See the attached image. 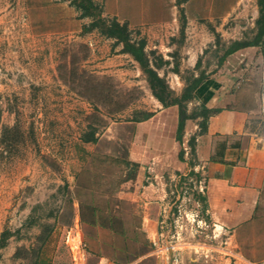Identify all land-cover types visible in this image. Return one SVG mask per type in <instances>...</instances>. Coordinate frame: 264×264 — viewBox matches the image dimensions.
<instances>
[{"label": "rangeland", "instance_id": "1", "mask_svg": "<svg viewBox=\"0 0 264 264\" xmlns=\"http://www.w3.org/2000/svg\"><path fill=\"white\" fill-rule=\"evenodd\" d=\"M93 2L97 8L82 7L86 0H0V258L34 264L40 255L74 264L76 249L90 252V263L103 255L157 264L156 254L137 259L148 239L150 252L163 250V264H171V254L175 264H224L228 257L264 264V188L253 220L232 239L214 230L202 201L206 179L189 174L192 137L202 131L199 102L188 104L193 117L177 141L178 106L164 107L124 43L92 24L115 19L133 41L145 39L151 65L176 95L197 76L219 82L227 107L245 110L248 132L264 137L261 49L242 48L221 63L233 41L254 38L258 0ZM161 111L137 136L133 119ZM92 137L97 141H86ZM126 159L140 163L137 175L152 167L159 174L152 182L165 186L172 214L163 240L143 229L145 209L132 179L124 181L133 173Z\"/></svg>", "mask_w": 264, "mask_h": 264}, {"label": "crops", "instance_id": "2", "mask_svg": "<svg viewBox=\"0 0 264 264\" xmlns=\"http://www.w3.org/2000/svg\"><path fill=\"white\" fill-rule=\"evenodd\" d=\"M217 83L218 86L210 85L198 91L209 107H218L221 110L211 115L207 129L196 135L194 170L196 174L203 175L206 179V209L204 210L210 225L214 226V230H219V233L232 239L239 227L253 220L261 198L264 188V137L248 132V113L239 108L227 107L225 101L228 96L219 92L221 84ZM163 112H158L151 118L139 122L137 136L143 132L142 124H149L163 116L165 114ZM174 113L172 119L177 130L178 114ZM165 123L168 124L167 120L163 121L162 127ZM220 141L225 142V156H219L218 160H215L213 155L217 154ZM151 168L150 175L146 176L140 171L137 178L130 183L134 185L137 200L145 209L143 229L148 238L157 241L168 237L170 232L168 221L172 213L169 212L168 220L164 224L165 228L161 229L164 211L169 210V203L165 199L164 184L161 181L152 182L154 174ZM154 176L157 178L159 174ZM144 180H151V182L144 184ZM160 251L157 249L154 253L150 252L137 259L142 261L156 254L157 264H163V256L160 255L163 250ZM71 253L74 264H120L103 255L96 256L97 258L90 263L88 260L91 258V253L88 251L72 249ZM4 261L6 259L2 256L0 264H4ZM126 264L134 263L131 260ZM224 264L238 263L234 262L232 257H228Z\"/></svg>", "mask_w": 264, "mask_h": 264}, {"label": "trees", "instance_id": "3", "mask_svg": "<svg viewBox=\"0 0 264 264\" xmlns=\"http://www.w3.org/2000/svg\"><path fill=\"white\" fill-rule=\"evenodd\" d=\"M88 4L82 3V7L85 9H88L90 7H96L93 0H86ZM259 4V17L256 21L257 24V32L252 40H235L231 43V45L227 48L224 55L221 58V63L225 60V58L248 46H258L261 49V52L264 56V0H258ZM93 25L102 24L105 26V29H103V32H105L108 36L116 38L118 41H121L124 43V48L126 52L131 53L134 58L141 64L143 70L147 74L148 81L150 83V87L153 90V94L157 99L163 104L164 107H169L172 105L178 106V125L176 130V139L179 142L183 141L184 133H185V127L186 122L188 119L193 117L190 113H188V104L192 102L193 100H197L199 102L197 107V116L202 117V121L199 123V125L202 127V131L204 132L207 129V123L211 115H213L216 112H219L221 108H211L207 105L206 100L202 99L200 95L198 94V91L201 89H205L210 85L218 86V83L215 82V80L208 78L207 76H197L194 77L193 81L186 85L184 90L180 95H176L171 88L169 87L166 80L160 76L157 69L154 68V66L151 65L150 59H148L145 47H146V40L141 39L138 42L133 41L129 36V29L126 24H122L118 20H112L111 22H108L106 19H103L99 17V20L93 21ZM153 112H144L142 116H138L135 119H133L136 122L145 121L153 116ZM196 136L192 137L191 145L192 153L195 155L196 151ZM86 141H97V137H92L89 139H86ZM195 143V145H194ZM239 145V144H238ZM224 149H225V142L219 143V149L217 150V154L213 155V159H217L219 156L224 157ZM184 149H181L179 152V157L183 159ZM218 160V159H217ZM125 164H127L129 167H131V170L133 173L126 176L124 181L128 180H134L137 176L138 169L140 166V163L137 161H133L131 159H126ZM190 167L191 170L189 174H196V171L194 170L195 162L190 161ZM204 201V209H206V197L202 199ZM85 204L81 201L79 203L80 208V218L82 221L86 219V213H85ZM87 208L91 209V212L94 214L95 209L92 206H87ZM112 220V219H111ZM146 242H149L150 248L146 249L144 248L137 257L145 256L150 253V249L153 248V243H150L148 239ZM146 244V243H145ZM34 264H52L51 260H46L38 256Z\"/></svg>", "mask_w": 264, "mask_h": 264}, {"label": "built area", "instance_id": "4", "mask_svg": "<svg viewBox=\"0 0 264 264\" xmlns=\"http://www.w3.org/2000/svg\"><path fill=\"white\" fill-rule=\"evenodd\" d=\"M169 212H171V211L170 210H165L164 211V219L161 222V229L165 228L164 224L168 220ZM169 216H171V215H169ZM200 222H202V220ZM204 223H206V221H204ZM171 237H174V234ZM177 260H178V258L175 255L171 254V264H175V261H177Z\"/></svg>", "mask_w": 264, "mask_h": 264}]
</instances>
